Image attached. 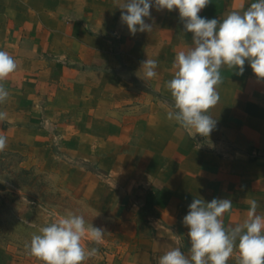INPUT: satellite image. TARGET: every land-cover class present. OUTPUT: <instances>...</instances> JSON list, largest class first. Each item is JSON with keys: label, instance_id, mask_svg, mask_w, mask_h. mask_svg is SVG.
<instances>
[{"label": "crops", "instance_id": "1", "mask_svg": "<svg viewBox=\"0 0 264 264\" xmlns=\"http://www.w3.org/2000/svg\"><path fill=\"white\" fill-rule=\"evenodd\" d=\"M124 2L0 0V51L17 63L0 81L9 91L0 135L5 150L35 161L85 163L91 168H76L86 176L104 175L103 194L122 181L139 188V235L151 241V264H158L173 248L190 257L183 218L196 198L232 201L221 218L226 229L247 218L253 199L264 216V80L247 61L243 75L223 67L220 100L208 112L216 127L191 137L167 117L175 109L166 85L176 54L194 47L193 34L178 9L153 7L145 17L151 30L133 35L121 21ZM253 2L210 0L199 15L222 21ZM148 58L157 61V75L145 81ZM0 264L16 262L1 252ZM227 264H236V253Z\"/></svg>", "mask_w": 264, "mask_h": 264}, {"label": "clouds", "instance_id": "2", "mask_svg": "<svg viewBox=\"0 0 264 264\" xmlns=\"http://www.w3.org/2000/svg\"><path fill=\"white\" fill-rule=\"evenodd\" d=\"M210 0H125L121 7V21L131 34L150 31L145 22L151 9H178L184 29L193 34L194 47L176 54L174 77L167 82L175 111L167 113L181 127L208 137L216 127V120L208 112L220 100L218 85L223 82L221 69L235 70L243 75L246 61L258 79L264 80V0H255L242 13L233 11L222 21L207 19L199 13ZM157 61L141 62L144 80L154 78ZM17 63L6 51H0V81L16 71ZM9 91L0 84V103ZM0 112V120L6 117ZM7 147V138L0 135V152ZM247 218L226 229L222 217L232 208L229 199L213 198L210 202L194 199L189 205L183 224L189 228L190 257L180 248L163 254L158 264H227L236 253V264H264V216L257 214L258 202H250ZM55 216V213H49ZM105 231L86 224L82 215H59L34 233L25 248L43 264H84L98 254L82 244L87 240L100 243Z\"/></svg>", "mask_w": 264, "mask_h": 264}, {"label": "rangeland", "instance_id": "3", "mask_svg": "<svg viewBox=\"0 0 264 264\" xmlns=\"http://www.w3.org/2000/svg\"><path fill=\"white\" fill-rule=\"evenodd\" d=\"M158 55L164 57L165 51ZM74 160L67 156L41 162L22 152H0V253L8 252L16 264H43L29 254L25 244L40 227L71 212L105 231L100 243L82 241L86 249L98 248V254L84 264H151L154 260L148 249L152 244L139 235L136 219L139 188L122 181L111 193L103 194L108 189L104 175L97 171L99 176H86L76 166H90Z\"/></svg>", "mask_w": 264, "mask_h": 264}, {"label": "trees", "instance_id": "4", "mask_svg": "<svg viewBox=\"0 0 264 264\" xmlns=\"http://www.w3.org/2000/svg\"><path fill=\"white\" fill-rule=\"evenodd\" d=\"M22 171H24V172H25V170H22Z\"/></svg>", "mask_w": 264, "mask_h": 264}]
</instances>
